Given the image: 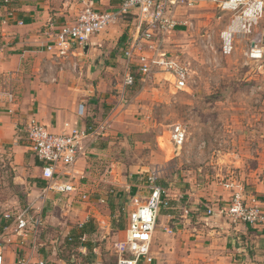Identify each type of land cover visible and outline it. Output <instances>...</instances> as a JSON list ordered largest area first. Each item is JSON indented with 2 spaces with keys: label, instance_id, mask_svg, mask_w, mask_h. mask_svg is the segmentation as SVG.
I'll list each match as a JSON object with an SVG mask.
<instances>
[{
  "label": "crops",
  "instance_id": "1",
  "mask_svg": "<svg viewBox=\"0 0 264 264\" xmlns=\"http://www.w3.org/2000/svg\"><path fill=\"white\" fill-rule=\"evenodd\" d=\"M89 1L95 9L108 11L120 0H0V187L10 195L0 198V217L26 207L32 215L40 212L43 224L37 256L46 264H105L96 239L97 228L112 230L108 219L113 207L106 189L123 185L114 176L121 156L133 137L149 133L147 121L134 117L133 100L128 97L131 89L127 91L129 105L113 111L125 64L123 52L135 35L131 17L92 36L66 59L46 51L59 28L73 24ZM255 31L263 36L264 47V14ZM261 117L260 129L251 134L256 139L251 157L256 161L254 154L259 155L256 169L248 174L241 170L244 176L230 180L264 206V174H258L264 169ZM105 118V134L83 143L73 167L75 192L49 191L43 200V163L28 146L26 126L35 120L52 134L67 133L73 127L89 132ZM134 141L139 144L138 139ZM160 158L163 166L161 153ZM131 168L147 171L149 167L134 164ZM134 179L124 189H132ZM168 190V210L158 215L168 220L155 227L150 264H264V226L232 224L218 215H206V208L228 204L230 192L224 186L209 194L177 187ZM82 195L87 198L82 200ZM83 225L88 233L81 232ZM2 239L4 264H12L20 248L21 253L28 251L29 238L22 246L11 232L0 234Z\"/></svg>",
  "mask_w": 264,
  "mask_h": 264
},
{
  "label": "built area",
  "instance_id": "2",
  "mask_svg": "<svg viewBox=\"0 0 264 264\" xmlns=\"http://www.w3.org/2000/svg\"><path fill=\"white\" fill-rule=\"evenodd\" d=\"M203 5L214 9L217 13L216 20L220 19L219 15L230 16L227 25L220 32V49L223 55L233 53L237 38H246L248 45L244 55L253 61L264 60L263 36L255 31L264 14L263 0H120L108 11L95 9L92 1H89L73 24L59 28L46 51L53 52L56 58L66 59L73 49L82 47L92 36L115 25L121 19L131 17L135 23V35L123 52L125 64L113 111L128 104L127 91L134 85L137 76L140 81L161 76L171 88L186 91L192 81L191 67L179 58L182 54L175 46L174 55L169 57L166 45H173L169 41L173 40L176 33L184 36L195 33V12ZM197 35L199 36L198 33ZM211 37V31L201 35V41L205 42L204 48L210 44ZM6 96L8 100L11 99L10 92ZM107 125L108 118H105L89 132L73 127L67 133L52 134L35 120L30 121L26 126L25 136L35 157L43 163V200L49 191L57 194L75 192L72 185L73 167L82 151V145L89 138L102 137ZM169 140L175 150L179 151L186 141L185 129L180 124L172 126ZM146 183V199L128 213L124 238L113 244L115 264L152 262L153 233L160 206L169 190L158 184L156 172L148 175ZM223 186L230 192L228 204L217 209L206 208L207 216L218 215L232 224L264 226L262 201L245 194L244 188L233 181H227ZM86 198V195L81 197L82 200ZM39 213L32 215L30 208L26 207L3 214L2 220L9 224L3 228L2 233L11 232L21 239L20 246L24 239H30L28 251L21 253L20 248L19 255L12 264H46L37 256L39 231L43 224ZM2 241L3 239L0 241V264H4Z\"/></svg>",
  "mask_w": 264,
  "mask_h": 264
},
{
  "label": "rangeland",
  "instance_id": "3",
  "mask_svg": "<svg viewBox=\"0 0 264 264\" xmlns=\"http://www.w3.org/2000/svg\"><path fill=\"white\" fill-rule=\"evenodd\" d=\"M216 14L214 9L203 5L195 12V33L190 36L176 33L169 41L173 45H166L169 57L179 49L182 54L179 58L191 67L193 75L188 90L176 91L161 76L141 83L137 77L131 87L128 97L133 100L134 117L137 121H147L149 133L133 137L126 146L121 166L114 174L120 178L122 187L110 185L118 191L106 189L105 196L113 207L108 220L115 229L97 228L96 240L105 264H115L113 244L124 238V230L116 228L121 225L125 228L132 206H135L134 210L146 199L148 190L144 187L151 172H156L159 184L169 189H194V192L209 194L219 190L233 177L241 178L251 168L256 169L259 155L254 154L256 161L251 157L252 144L256 140L251 138V134L263 122L264 60L253 61L244 55L248 45L246 38H237L233 53L223 55L220 32L230 16L219 15L220 19L215 20ZM206 31H211L212 37L204 48L205 42L200 38ZM258 116L260 120L257 121L255 118ZM175 124H180L186 131L185 144L179 151L169 140V131ZM135 139L139 144H135ZM134 164L149 168L147 171L132 169ZM258 174L262 176L264 169ZM133 178V190L124 189L125 183L130 184ZM7 196L10 195L3 193L0 187V198ZM137 196L140 199L134 198ZM169 204L170 199L163 198L159 215H162V210H168ZM166 220L163 217L157 219L156 227ZM170 222L171 219L167 224Z\"/></svg>",
  "mask_w": 264,
  "mask_h": 264
},
{
  "label": "trees",
  "instance_id": "4",
  "mask_svg": "<svg viewBox=\"0 0 264 264\" xmlns=\"http://www.w3.org/2000/svg\"><path fill=\"white\" fill-rule=\"evenodd\" d=\"M137 77H138V76H137ZM137 77H136V81H137ZM136 81H135V82H136ZM138 82H139V78H138ZM130 89H131V88H130ZM130 89H129V90H130ZM129 90H128V91H129ZM7 225H8V222H7V221H6V222H3V223L0 224V234H2L3 228L6 227ZM86 225H87V224H86ZM86 225H83V226L81 227V229H82L81 232H82V233H88V232H89L88 229H86ZM114 229H115V228L113 227L112 230H114ZM116 229H118L119 231H123L125 228H123L122 225H121V226H118Z\"/></svg>",
  "mask_w": 264,
  "mask_h": 264
}]
</instances>
